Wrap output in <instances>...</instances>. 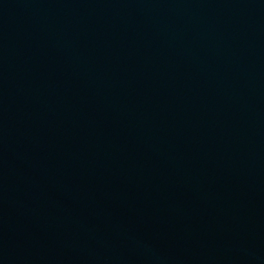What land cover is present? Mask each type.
<instances>
[{
	"label": "water",
	"instance_id": "water-1",
	"mask_svg": "<svg viewBox=\"0 0 264 264\" xmlns=\"http://www.w3.org/2000/svg\"><path fill=\"white\" fill-rule=\"evenodd\" d=\"M0 264H264V0H0Z\"/></svg>",
	"mask_w": 264,
	"mask_h": 264
}]
</instances>
